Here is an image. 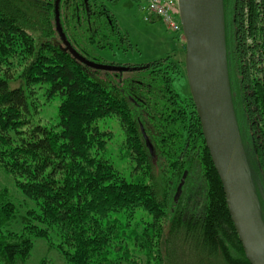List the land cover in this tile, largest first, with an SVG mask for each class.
I'll return each mask as SVG.
<instances>
[{
  "label": "trees",
  "instance_id": "trees-1",
  "mask_svg": "<svg viewBox=\"0 0 264 264\" xmlns=\"http://www.w3.org/2000/svg\"><path fill=\"white\" fill-rule=\"evenodd\" d=\"M143 1L147 19L164 23ZM224 6L234 108L264 221V0ZM117 35L101 1L0 0V168L34 204L22 214L0 189V264H33L41 238L66 264H184L186 255L199 258L193 264H251L192 94L175 88L185 61L169 54L120 67L91 51L113 47ZM22 65L28 86L61 97L56 123L30 125L29 94L9 72ZM111 117L134 178L105 154L112 136L100 121ZM36 264L54 263L45 255Z\"/></svg>",
  "mask_w": 264,
  "mask_h": 264
},
{
  "label": "water",
  "instance_id": "water-1",
  "mask_svg": "<svg viewBox=\"0 0 264 264\" xmlns=\"http://www.w3.org/2000/svg\"><path fill=\"white\" fill-rule=\"evenodd\" d=\"M178 3L189 87L222 181L228 211L250 263L264 264V221L258 188L239 130L230 84L224 0H178ZM182 186H178L177 197Z\"/></svg>",
  "mask_w": 264,
  "mask_h": 264
},
{
  "label": "rangeland",
  "instance_id": "rangeland-1",
  "mask_svg": "<svg viewBox=\"0 0 264 264\" xmlns=\"http://www.w3.org/2000/svg\"><path fill=\"white\" fill-rule=\"evenodd\" d=\"M96 1L104 3L109 11L114 14L122 35L112 36L111 43L113 47L108 49L91 47L92 52H96L100 57L105 58L109 62H114L120 67L122 65H144L168 57L169 54H173L178 60L185 61L186 54L184 50L186 42L178 38L179 33L167 29L158 18L152 16L147 19V11L141 9L144 3L143 0ZM23 68L24 65L12 67L9 72L15 77V81L11 82L12 87L23 86L27 94H29L30 112L28 117L31 120L30 125L37 123L51 125L56 123L59 118L58 107L61 97L59 95L49 97L47 87H41L37 84L28 86L24 78H20ZM187 79L188 77L184 76L175 81V88L181 95L185 96H189L191 93L189 80ZM100 123L103 127L110 129L112 136V139L107 144L109 149L105 154L112 159L115 167L121 170L128 179L134 178V176L138 175V171L134 169V161L120 147L126 142V139L118 119L113 117L106 118ZM0 189L7 190L9 197L22 214H25L28 205L34 206L32 204L33 201L25 196L18 185H16L14 177L2 168H0ZM20 227L21 221L18 220L12 228L18 230ZM35 241L36 243L31 251L30 263L36 264L46 255L52 259L54 264H66L54 248L50 250L47 248V242L42 238ZM178 244L181 245L180 243ZM181 252L182 249H178V252L176 251L177 256ZM193 262L199 263V258L191 255L185 256L184 264H193Z\"/></svg>",
  "mask_w": 264,
  "mask_h": 264
},
{
  "label": "built area",
  "instance_id": "built-area-1",
  "mask_svg": "<svg viewBox=\"0 0 264 264\" xmlns=\"http://www.w3.org/2000/svg\"><path fill=\"white\" fill-rule=\"evenodd\" d=\"M148 9L159 16L167 27L180 33L182 25L179 18L177 0H149Z\"/></svg>",
  "mask_w": 264,
  "mask_h": 264
},
{
  "label": "flooded vegetation",
  "instance_id": "flooded-vegetation-1",
  "mask_svg": "<svg viewBox=\"0 0 264 264\" xmlns=\"http://www.w3.org/2000/svg\"><path fill=\"white\" fill-rule=\"evenodd\" d=\"M182 190H183V186H182ZM181 193H183V192H181Z\"/></svg>",
  "mask_w": 264,
  "mask_h": 264
}]
</instances>
